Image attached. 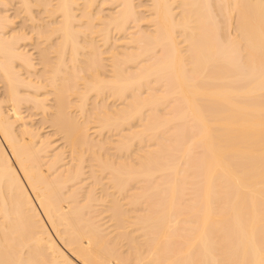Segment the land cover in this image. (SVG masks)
Masks as SVG:
<instances>
[{
	"label": "bare ground",
	"instance_id": "6f19581e",
	"mask_svg": "<svg viewBox=\"0 0 264 264\" xmlns=\"http://www.w3.org/2000/svg\"><path fill=\"white\" fill-rule=\"evenodd\" d=\"M0 264H264V0H0Z\"/></svg>",
	"mask_w": 264,
	"mask_h": 264
},
{
	"label": "rangeland",
	"instance_id": "374dc122",
	"mask_svg": "<svg viewBox=\"0 0 264 264\" xmlns=\"http://www.w3.org/2000/svg\"><path fill=\"white\" fill-rule=\"evenodd\" d=\"M10 14H11V11H10ZM11 17H12V18L14 17V12H13V11H12V15H11ZM18 19L21 20V23H20V21H18V22L16 21V23H15V27H16L17 29H18V27H21V26L23 25V21H24V20H23L22 18H20V17L16 18L15 20H18ZM18 24H19V26H18ZM36 123H37V120H36ZM37 124H39L38 126H40V123H37ZM46 125H47V124H45V127L42 126V128L44 127V128H43V129H44L43 131H44V132L46 131L45 133H44V132L42 133V134H44V135H47V133H48V129H49V134L51 133V132H50V128H48V126H46ZM47 128H48V129H47ZM45 129H46V130H45Z\"/></svg>",
	"mask_w": 264,
	"mask_h": 264
}]
</instances>
